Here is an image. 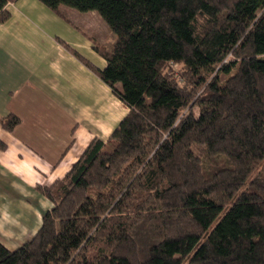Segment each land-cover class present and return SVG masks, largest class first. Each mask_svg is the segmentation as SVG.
<instances>
[{"label":"trees","instance_id":"1","mask_svg":"<svg viewBox=\"0 0 264 264\" xmlns=\"http://www.w3.org/2000/svg\"><path fill=\"white\" fill-rule=\"evenodd\" d=\"M39 1L100 15L105 65L80 58L129 110L0 264H264V0Z\"/></svg>","mask_w":264,"mask_h":264},{"label":"crops","instance_id":"2","mask_svg":"<svg viewBox=\"0 0 264 264\" xmlns=\"http://www.w3.org/2000/svg\"><path fill=\"white\" fill-rule=\"evenodd\" d=\"M3 9L8 16L0 21V193L18 194L24 208L20 194L63 176L91 138L111 136L129 108L81 60L105 65L93 49L95 43L106 46L94 11L60 5L57 12L39 0L8 1ZM105 36L112 44L113 36ZM9 114L19 118L10 130L1 124ZM43 198L34 212L40 220L51 206Z\"/></svg>","mask_w":264,"mask_h":264},{"label":"rangeland","instance_id":"3","mask_svg":"<svg viewBox=\"0 0 264 264\" xmlns=\"http://www.w3.org/2000/svg\"><path fill=\"white\" fill-rule=\"evenodd\" d=\"M94 12L97 17L100 16L96 11ZM99 18L102 22L101 25L104 26V30L100 29L101 37L105 38L106 47H110L111 42L109 38H107L108 35L105 36V33L108 32L109 36L112 35L114 41L115 34L109 29L103 19L101 17ZM259 57L264 58V50ZM180 67L181 65L179 63L171 62L167 65L166 70L171 72L173 76L177 77L180 81ZM17 195L18 194L11 191L0 193V242L11 249L16 248L24 241L30 239L32 236L28 233L34 226H38L41 221L39 218L34 217V212L35 209L41 208L42 195L33 188L26 189L25 193L20 194L24 196V199L29 205L26 207L24 206V208L16 202ZM184 264H188V262L185 261Z\"/></svg>","mask_w":264,"mask_h":264}]
</instances>
